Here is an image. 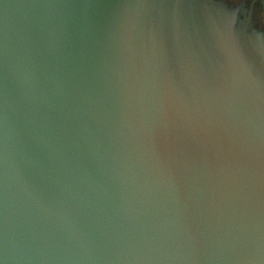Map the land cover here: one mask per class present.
<instances>
[{"label":"water","instance_id":"95a60500","mask_svg":"<svg viewBox=\"0 0 264 264\" xmlns=\"http://www.w3.org/2000/svg\"><path fill=\"white\" fill-rule=\"evenodd\" d=\"M0 264H264V0H0Z\"/></svg>","mask_w":264,"mask_h":264}]
</instances>
